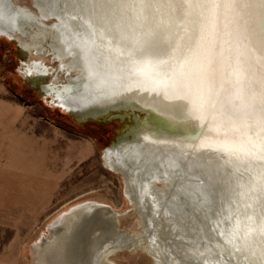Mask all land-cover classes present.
Returning <instances> with one entry per match:
<instances>
[{"label":"bare ground","instance_id":"6f19581e","mask_svg":"<svg viewBox=\"0 0 264 264\" xmlns=\"http://www.w3.org/2000/svg\"><path fill=\"white\" fill-rule=\"evenodd\" d=\"M30 2L0 0V34L24 79L72 118H122L102 162L138 221L121 228L109 205L73 204L33 242V264H117L121 250L264 264V0ZM159 204L166 222L146 231Z\"/></svg>","mask_w":264,"mask_h":264},{"label":"rangeland","instance_id":"374dc122","mask_svg":"<svg viewBox=\"0 0 264 264\" xmlns=\"http://www.w3.org/2000/svg\"><path fill=\"white\" fill-rule=\"evenodd\" d=\"M20 1L31 6L30 0ZM19 58L18 46L0 34V159L33 160V171H3L5 166L0 164V264H33L31 246L47 234L51 219L85 200L109 205L120 214L117 222L121 228L137 230L122 175L102 162L104 147L117 136L124 121L75 120L24 79ZM43 59L56 65L47 56ZM161 206L155 207L153 220L150 215L142 216L146 231L166 220L160 214ZM111 258L117 264H154L141 250H121Z\"/></svg>","mask_w":264,"mask_h":264},{"label":"crops","instance_id":"0c3cea01","mask_svg":"<svg viewBox=\"0 0 264 264\" xmlns=\"http://www.w3.org/2000/svg\"><path fill=\"white\" fill-rule=\"evenodd\" d=\"M0 164L5 166V169H2L3 171H33V160L31 157H2Z\"/></svg>","mask_w":264,"mask_h":264},{"label":"water","instance_id":"95a60500","mask_svg":"<svg viewBox=\"0 0 264 264\" xmlns=\"http://www.w3.org/2000/svg\"><path fill=\"white\" fill-rule=\"evenodd\" d=\"M91 117H94V116H91ZM119 119L121 120L122 118L121 117H119ZM77 120V119H76ZM77 121H80V120H77ZM83 121H85V119H83ZM111 144V143H110ZM201 161V162H200ZM210 164V162L208 161V160H205L204 158H201L200 160H199V162H198V167H200V168H202L203 170H207V169H210V168H208V165ZM205 169H204V168ZM205 170V171H206ZM209 171H211V170H209ZM124 181V180H123ZM213 194V193H212ZM130 201V200H129ZM213 204V203H212Z\"/></svg>","mask_w":264,"mask_h":264}]
</instances>
